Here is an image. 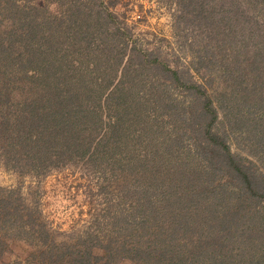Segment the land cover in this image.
Wrapping results in <instances>:
<instances>
[{
	"label": "trees",
	"instance_id": "16d2710c",
	"mask_svg": "<svg viewBox=\"0 0 264 264\" xmlns=\"http://www.w3.org/2000/svg\"><path fill=\"white\" fill-rule=\"evenodd\" d=\"M16 2L6 0L13 27L5 44L0 35V51L18 49L26 93L11 100L6 90L15 84L0 78L4 168L41 175L73 159L91 158V145L124 134L127 113L139 114L148 106L173 108L165 114L183 129L158 143L160 156L172 162L159 165L165 174L145 166L142 176L148 182L129 185L128 208L108 215L79 248L56 238L37 202L24 198L19 186H0V264L8 254L20 253L29 264H264V211L255 208L264 201V0H172L175 30L186 23L203 41L200 57V50L190 52L204 65L200 82L182 81L176 68H166L173 83L194 93L182 108L177 101L105 93L106 84L75 71L72 58L66 59L68 49L79 40L89 44L93 31L87 28L88 16L80 18L87 29L74 20L79 7L73 0L65 28L59 16L40 15L43 6ZM106 16L116 17L108 10ZM76 54L79 63L91 65L88 69L97 65L92 51ZM7 64L14 70L8 59ZM160 115L145 118L153 121L151 133ZM185 134L190 142L178 145ZM229 136L256 163L242 164ZM227 242L242 243V253L224 249Z\"/></svg>",
	"mask_w": 264,
	"mask_h": 264
},
{
	"label": "rangeland",
	"instance_id": "374dc122",
	"mask_svg": "<svg viewBox=\"0 0 264 264\" xmlns=\"http://www.w3.org/2000/svg\"><path fill=\"white\" fill-rule=\"evenodd\" d=\"M16 1L17 4L25 3L26 6L34 3L43 6L42 10L38 11L40 15L59 16L62 28L68 23L65 15L69 11V0ZM73 1L79 7L74 20L77 19L76 22L81 24L82 29H92L93 36L88 41L89 44L79 40L73 48H70L65 40V48H70L66 59L72 58V68L76 67L75 71H85L82 72L85 80L101 82V86L106 84L105 93L121 92L127 99L143 96L153 102L156 99L169 103L177 101L181 108L194 95L193 91L184 85L173 83L169 72L166 71V68H176L178 76L187 83L200 82L201 75L204 74V65L199 64L198 59L192 60L190 56L193 50H200L198 57L202 55V39L199 42L201 34L196 28L183 22L175 30V9L172 0ZM5 4L6 0H0V35L3 44L7 42V38L10 39L7 33L13 27ZM107 10L115 13L116 17L106 16ZM83 16L89 17L90 25L87 28L80 20ZM71 29L74 31L76 25L71 26ZM73 50L76 53L92 51V64L94 62L97 65L91 70L88 69L91 65L86 67L84 60L79 63ZM16 52L18 49L15 46L8 52L0 51V78H7V81L15 84L14 88L6 90L9 91L11 100H17L26 93V88H22L20 82L26 80L27 74L23 75L20 71L22 68L16 59ZM12 58L16 61H12ZM7 59L14 70H10ZM27 66L28 63L23 67ZM27 70V73L31 72V68ZM75 71L73 70L74 77H78ZM119 83L121 88L125 87L121 91L114 88ZM171 109L165 111L166 108L153 109L148 106L139 114L127 113V121L123 123L124 134L111 138L108 144L91 145V158L73 159L41 175L17 174L0 164V186H19L24 198L37 202L56 238L74 242L73 247L79 248L86 240L87 234L97 230V225L106 223L108 215L114 211L120 213L128 208L125 194L129 185L135 183V186H140L141 182H148L142 176L144 170L151 169L152 172H160L162 175L165 170L159 168V165H164V162L172 164L170 161H164L165 158L158 153V143L162 138L174 132L180 134L183 129L179 120L174 122L173 117L165 114ZM155 114L161 115L160 118L156 117V130L151 133L150 124L153 121L145 122V118ZM146 124L147 127H144ZM190 140L186 134L182 135L178 145H186ZM227 140L242 164L251 166V163L255 162L231 143L230 136ZM168 174L170 175L169 172ZM125 178L129 181L127 185ZM255 208L264 211V201L257 203ZM223 244L224 249L231 248L236 254L243 246L242 243ZM17 251L16 248L15 253ZM241 253L242 251L239 255ZM20 256L24 255L20 253ZM21 257L8 254L3 264H29Z\"/></svg>",
	"mask_w": 264,
	"mask_h": 264
}]
</instances>
